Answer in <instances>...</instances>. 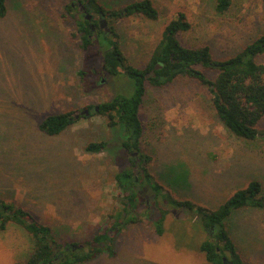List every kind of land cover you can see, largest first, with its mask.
I'll list each match as a JSON object with an SVG mask.
<instances>
[{
	"label": "rangeland",
	"instance_id": "374dc122",
	"mask_svg": "<svg viewBox=\"0 0 264 264\" xmlns=\"http://www.w3.org/2000/svg\"><path fill=\"white\" fill-rule=\"evenodd\" d=\"M131 1L101 3L110 9ZM213 1L155 0L159 19L104 17L97 30L107 27L110 35L111 27L117 30L128 62L139 68L146 67L166 25L180 11L193 22L182 41L209 44L216 58L239 50L264 30L262 0H235L226 13H218ZM74 3L78 0H8V12L0 17V193L50 225L62 248L73 244L82 255L88 242L110 231L127 208L115 175L130 166L131 153H114L124 139L120 125L111 127L107 115L81 112L132 94L134 83L125 75H110L96 46L82 49L81 16ZM60 111L82 117L57 135L39 129L44 116ZM140 116L142 151L152 158L147 165L154 181L165 187L157 192L159 203L155 190L141 192L137 220L113 234L111 247L94 243L102 252L75 264H210L200 246L213 229L194 210L174 207L163 194L168 189L174 197L217 209L251 179H260L264 188V141L248 143L232 134L217 116L208 88L187 76L159 87L148 83ZM100 140L112 143L110 149L87 150L89 142ZM134 155L139 158V152ZM136 174L150 185L139 167ZM234 215L231 233L239 250L251 264H264V208ZM32 247V234L10 222L0 232V264L26 261Z\"/></svg>",
	"mask_w": 264,
	"mask_h": 264
},
{
	"label": "trees",
	"instance_id": "16d2710c",
	"mask_svg": "<svg viewBox=\"0 0 264 264\" xmlns=\"http://www.w3.org/2000/svg\"><path fill=\"white\" fill-rule=\"evenodd\" d=\"M7 1L0 0V17L6 16L8 12ZM234 1L214 0L213 6L218 13H226L232 8ZM262 2L264 4V0ZM74 4L81 16L79 30L83 40L82 49L89 50L96 46L102 53L105 69L110 75H125L134 83L132 94H119L99 103L97 112L108 116L111 127L120 125L125 131L124 139L113 150L116 148L114 153H131L130 166L123 167L115 175L119 187L126 193L127 208L117 214L111 230L107 229L96 235L88 242L89 248L80 255V248H74L73 244L62 248L50 225L41 223L30 210L0 193V232L6 230L10 222H16L24 226L33 237V247L28 259L14 264H75L102 252L103 247L93 246L94 243L105 242L111 247L116 231L122 230L126 223L137 220L135 212L141 202L140 187L145 184L141 181V176L136 174L137 167L141 174L150 179L147 183L155 190L156 201L159 203L157 192L163 191L165 187L154 181L147 165L152 158L141 148L144 126L140 109L148 83L159 87L179 77L194 78L208 88L217 116L232 134L248 143L264 141V128L261 126L264 122V30L254 34L239 50L224 58H216L211 45H187L182 41L181 35L193 28V22L184 11H180L166 25L146 67L139 68L128 62L117 30L111 27V35L105 28L93 31L80 4L94 12H101L108 19L117 20L137 14L157 20L161 10L155 0H134L124 7L110 9L104 7L101 0H78V4ZM67 8L70 11L73 4H69ZM158 65L162 67H157ZM204 69L214 70L216 74L210 76ZM77 115L75 111L50 113L40 120L38 127L48 135H57L82 117ZM111 146L112 143L108 140H100L89 142L86 148L99 152L109 150ZM136 151L139 152L138 159L134 155ZM163 196H168L174 207L194 210L204 226L212 227L213 235L200 246L210 264H251L239 250L231 230L236 226L233 220L236 211L264 208V188L260 179H251L245 186L235 190L217 209L206 208L190 198L174 197L168 189ZM166 212L163 210L159 218L160 224L164 222Z\"/></svg>",
	"mask_w": 264,
	"mask_h": 264
},
{
	"label": "flooded vegetation",
	"instance_id": "af4514ba",
	"mask_svg": "<svg viewBox=\"0 0 264 264\" xmlns=\"http://www.w3.org/2000/svg\"><path fill=\"white\" fill-rule=\"evenodd\" d=\"M80 9H81V11L84 13V15H85V17L88 19V21L90 22L89 23V26H90V28L93 30V31H96L97 30V27H98V25H103V24H105V20H104V16L102 15V13L101 12H98V14H99V23H97L96 22V17H97V15H96V13L93 11V10H89L88 9V7L87 6H85V5H83V4H80ZM106 30H108V28L106 27L105 28ZM160 67H162L161 65H160ZM146 188V186L145 185H142L141 187H140V192H143V191H148L147 189H145ZM146 196H148V195H146ZM208 228H210L209 230H211L212 229V227H208ZM212 233V232H211ZM213 234V233H212Z\"/></svg>",
	"mask_w": 264,
	"mask_h": 264
},
{
	"label": "water",
	"instance_id": "95a60500",
	"mask_svg": "<svg viewBox=\"0 0 264 264\" xmlns=\"http://www.w3.org/2000/svg\"><path fill=\"white\" fill-rule=\"evenodd\" d=\"M157 67H160V65H158ZM98 111H99V104H98V105H95V106L93 107V109L85 108V109L81 112V114H82V115H90L92 112H98ZM77 116H79V114H78ZM145 189H147L148 191H150V193L154 194V190L151 188L150 185H147Z\"/></svg>",
	"mask_w": 264,
	"mask_h": 264
}]
</instances>
